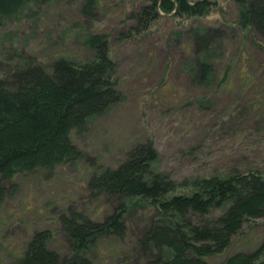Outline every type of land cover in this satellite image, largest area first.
Returning <instances> with one entry per match:
<instances>
[{
    "label": "trees",
    "instance_id": "1",
    "mask_svg": "<svg viewBox=\"0 0 264 264\" xmlns=\"http://www.w3.org/2000/svg\"><path fill=\"white\" fill-rule=\"evenodd\" d=\"M56 1L72 5L77 0ZM111 1L86 0L78 19L66 22L59 32L61 42L72 40L92 55L78 62L65 57L44 61L15 46L18 40L26 46L28 37L35 36L34 28L52 24V17L64 18L60 8L51 9L55 0H0V59L1 66H7L0 68L3 208L10 198L20 193L22 198L31 184L42 191L44 185L55 181L59 171L82 161L85 155L73 135L83 134L91 120L104 116L121 102L120 65L112 58L111 36L105 31H89L84 20L96 19L97 13L111 7ZM136 1L132 12L127 0L114 5H123L120 20L125 27L118 33L122 41L150 32L167 16L186 20L209 17L222 2ZM227 2L232 6L229 14L233 15L234 35L240 34L242 39L239 51L223 64L217 91L240 85L234 104L241 108L235 115L227 111L230 118L226 122L221 116L214 123L203 119L198 121L199 126L195 123L194 142L187 145L190 152L210 154L212 150H206L205 145L214 133L221 139L235 138L234 145L239 139L249 145L247 140L253 137L264 141V77H260L264 60L254 70L243 64L252 58L248 45L264 58V0ZM220 10L226 15L223 8ZM23 28L27 29L24 37L20 36ZM223 32L201 30L184 48L194 57L190 73L195 82L209 83L216 76V61L208 62L203 55L210 52L213 41ZM47 36L52 40L50 31ZM235 63L240 64L237 84L233 82ZM199 106V113L208 108ZM132 147L118 167L98 165L94 169L84 186L87 194L81 202L85 205L65 203L60 207L57 198L51 201L50 195H45V201L36 209L24 203L36 193L25 197L23 204L20 202L19 217L24 221L37 212L45 218L38 219V226L26 227L24 238L15 246L0 248V264H264V154L226 149V154L231 152L228 165L209 169L204 176L187 174L181 180L156 168L159 152L151 137ZM90 163L94 164L91 159ZM92 202L101 204L99 210L91 211ZM103 209L106 214L99 217ZM12 210L10 207L5 216L0 215V227L6 223L14 226L10 224ZM46 211L55 218H47ZM132 213L143 215L134 228L126 220ZM48 221L57 224L43 225ZM247 227L255 232L247 233ZM250 233L252 238L244 239ZM235 244L242 249L234 250Z\"/></svg>",
    "mask_w": 264,
    "mask_h": 264
},
{
    "label": "rangeland",
    "instance_id": "2",
    "mask_svg": "<svg viewBox=\"0 0 264 264\" xmlns=\"http://www.w3.org/2000/svg\"><path fill=\"white\" fill-rule=\"evenodd\" d=\"M122 1L124 0H113L110 2L112 4L110 8L101 7L104 8V11L101 9L94 20L84 18L89 31H105L111 36L112 58L118 59L120 65L118 73L122 81L120 86L121 102L106 112L104 116L91 120L88 129L83 134L73 135L75 144L85 155L82 161L59 171L55 181L44 185L42 191L37 185L32 187L31 184L22 198L20 197L21 193L17 195L21 200L14 197L6 202L4 208L0 205V215L3 216H5L4 212L7 209L14 208L9 212V214H14L10 221V224L14 226L11 227L6 223L3 225L4 227H0V248L15 246L16 242L24 238L26 227L32 224L38 226V219L43 220L45 218L44 214L42 216L37 212L28 215L24 221L19 217L22 209L21 203L23 204L25 197L28 198L29 195L36 193V196L24 202L36 209H39L41 203L45 201V195H50L51 201L57 198L60 207L64 206L65 203L79 205L83 203L81 201H84L83 198L87 194V189L84 186L95 168H99V166L103 168L118 167V164L127 158L129 150L133 148L132 146L150 137L159 152L156 168L170 172L173 177L181 180L187 174L204 176L208 175L209 169L216 168L218 170L219 167L228 165L226 162L231 152L226 154V149L235 148L237 153L254 150L255 153L264 154V141L261 142L259 137L249 138L247 140L249 145L240 140L239 137L237 138L239 139L238 144L234 145L235 138L221 139L214 133L205 145L206 150H212L210 154L196 150L190 152V148L187 146L194 142L195 123H198L197 126H199L198 121L200 119L214 123L219 117L225 116L226 122L230 118L227 111L232 112L231 115H235V111L241 108L239 104H234L235 98L240 94V85L233 86L232 90L217 91V82L222 73L223 64L239 51V43L242 39V35H234L235 31L233 32L231 4L227 0H222L219 8L214 9L209 17L189 20L168 16L161 18L151 28L150 32L128 39L127 42L125 39L123 41L118 39L119 31L125 27L124 24L122 25L123 19L120 20L122 17L120 11H122L123 5L118 7L114 5L121 4ZM127 2L129 11L135 10L134 3L137 5L138 2L136 0H127ZM85 3L86 0H77L72 5H66L55 0L51 9L60 8L64 12L61 14L64 17L60 19L61 22L52 17L51 20L54 21L50 22L52 23L50 25L54 26L44 23L37 29L34 28L33 34L35 36H30L31 39L28 37L29 41L26 46L23 47L18 42L21 40H18L15 46L19 47L22 53L33 54L44 61L65 57L80 62L90 58L92 55L74 41L61 42V34H59L63 26L67 24L66 22L78 19L79 10ZM220 8H223L226 15ZM212 29L224 31L221 36L216 37L213 41L211 49H209L210 52H205L203 55V58L208 62L214 64L216 61L213 66V72L216 76L209 83L199 84L193 80L192 73H190L191 66L193 67L191 61L193 62L194 57L192 54H187L184 48H188L195 34H200L201 30L209 31ZM4 30L10 31L11 29L6 28ZM26 31V28L21 29L20 36L24 37ZM28 31H31L30 27ZM49 31L52 40L47 36ZM246 48L250 49L252 58L243 64L254 70L258 65L263 64V54L257 53L249 45ZM2 49L0 47V53ZM238 63H235L233 67L234 84H237L240 79V68H238L240 64L238 65ZM1 65L3 62L0 59V68L7 69V66L2 67ZM260 77H264V72L261 73ZM195 97L196 101L194 102ZM207 101H209L208 104ZM189 103H193V105L186 106ZM199 104L208 106V108L199 113L196 111L201 107ZM259 139L262 144L261 147L258 144ZM90 159L94 164L90 163ZM177 192L183 191L178 190ZM94 203L90 204L91 211L99 210L101 204ZM83 205L85 204L83 203ZM103 210L99 213V217L106 214V210ZM46 213L50 220L55 218L51 212L46 211ZM138 214L132 213L126 219L130 221V226L133 228L143 220L142 213ZM262 222L263 220L260 221V223ZM47 223L50 221L46 224L43 223V225L54 226L57 224L55 221L52 224ZM250 230L249 227L246 228L247 233L251 232ZM259 232L261 231L256 230V233L261 235ZM251 233L244 239L250 240L252 238ZM253 236L255 237L254 234ZM240 244H235L233 249L241 250Z\"/></svg>",
    "mask_w": 264,
    "mask_h": 264
}]
</instances>
